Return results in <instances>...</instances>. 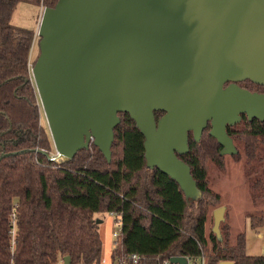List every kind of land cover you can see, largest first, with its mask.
I'll return each instance as SVG.
<instances>
[{"label": "water", "instance_id": "water-1", "mask_svg": "<svg viewBox=\"0 0 264 264\" xmlns=\"http://www.w3.org/2000/svg\"><path fill=\"white\" fill-rule=\"evenodd\" d=\"M37 36L31 76L62 161L93 143L110 163L118 114H128L146 166L192 203L201 193L178 158L188 134L199 142L209 126L219 155L231 157L238 151L227 127L242 116L264 122V94L236 85L264 86V0H58L44 8ZM224 213L212 212L217 238Z\"/></svg>", "mask_w": 264, "mask_h": 264}, {"label": "trees", "instance_id": "trees-1", "mask_svg": "<svg viewBox=\"0 0 264 264\" xmlns=\"http://www.w3.org/2000/svg\"><path fill=\"white\" fill-rule=\"evenodd\" d=\"M58 0H0V264H101L100 215L120 221L112 262L138 254L145 264L174 257L207 264H264V255L245 252V235L229 243L228 208L208 179L209 164L221 172V147L209 136L188 134V152L178 158L189 167L201 199L188 203L179 185L146 166L144 137L128 114L119 113L108 163L91 143L70 161L50 160L53 143L40 121V104L31 76L35 32L12 25L20 4L53 8ZM264 94V86L245 81ZM246 88V87H245ZM249 92H256L246 88ZM156 120L163 113L156 112ZM242 172L249 179L250 228L264 223V122L247 120L227 127ZM225 207L220 238L206 226L208 213ZM102 223V222H101ZM100 223V224H101Z\"/></svg>", "mask_w": 264, "mask_h": 264}, {"label": "crops", "instance_id": "crops-1", "mask_svg": "<svg viewBox=\"0 0 264 264\" xmlns=\"http://www.w3.org/2000/svg\"><path fill=\"white\" fill-rule=\"evenodd\" d=\"M28 6L30 8H24ZM17 9H20V11L21 9H24V11L28 12V15L32 14L35 17L34 23L31 25H24L21 23V21H18V18L15 19L16 15L14 14L17 13ZM43 9V7L20 4L17 6L12 15L11 23L14 25L13 22L15 21L14 23L16 25L14 26L33 30L36 37ZM223 163V171L221 172L218 170V174L215 176L218 186L216 185L214 188L222 195L223 193L227 192H229L231 195L229 197L230 199L228 205L224 203V206L228 208V222L230 232L229 243L231 246H234L236 244L238 235L244 234L246 254L253 257L264 255V223L257 230H252L250 228L247 214L252 212L255 207L252 205L249 189L244 184L245 182L242 179L241 166L231 157H225Z\"/></svg>", "mask_w": 264, "mask_h": 264}, {"label": "rangeland", "instance_id": "rangeland-1", "mask_svg": "<svg viewBox=\"0 0 264 264\" xmlns=\"http://www.w3.org/2000/svg\"><path fill=\"white\" fill-rule=\"evenodd\" d=\"M24 6H26V5H24ZM21 8H23V7H21ZM24 8H30V7L28 6V7H24ZM16 12L17 13L14 14V15H16L15 19L18 18V21H21L22 24L31 25L34 23L35 17L32 14L28 15V12L24 11V9H21V11H20V9H17ZM14 22H13V24L16 25ZM38 42H39V38H38V36H36L35 40L33 42L32 48H31V52H30V59H29L30 60V63H29L30 69H31L32 65H34V63H35V61L39 55ZM244 87H246L252 91H256L253 93H257V91H258L257 88L249 87L247 84H245ZM40 121H41L42 126L45 128L48 135L50 136L49 130L47 127V123H46V120H45L41 106H40ZM50 157H52L56 162H62V159L57 158L54 149H52V153H51ZM221 157H223L225 159V157H230V156H221ZM231 158L235 161L233 156H231ZM238 163L240 164V162H238ZM240 166H241V164H240ZM208 171H209L208 179L211 182L212 188L216 187V185L218 186V182H217L216 177H215L218 174V172H217L218 167L211 163V164H209V170ZM241 172H242V168H241ZM251 177L252 176L247 174V173L244 176V174L242 172V179L245 182L244 184L248 187V189H249L248 183H249V181H250L249 179ZM230 196L231 195L229 192L223 193V195H222L224 203L227 205L229 203V199H230L229 197ZM254 207H255L254 209H260V208H262V205L257 204ZM208 214H209L208 215L209 222L206 226L207 232H209L213 226L212 212H209ZM100 217H101V222H102L101 224H99V235H100V239L102 242L101 260L104 259V263H101V264H110L111 263V262H109L110 253L114 248V244H113L114 238L112 237V232L114 230H117V227L115 226V223L113 222V218L110 215H100Z\"/></svg>", "mask_w": 264, "mask_h": 264}, {"label": "built area", "instance_id": "built-area-1", "mask_svg": "<svg viewBox=\"0 0 264 264\" xmlns=\"http://www.w3.org/2000/svg\"><path fill=\"white\" fill-rule=\"evenodd\" d=\"M44 10V9H43ZM110 216L113 218V222L115 223V226L117 227V230H114L112 232V237L114 238V248L115 249L118 245V241L120 238V231H121V226H120V221H114V216L112 214H110ZM112 252V251H111ZM184 258V257H183ZM127 262L129 264H145L146 259L138 254H130L128 255V257L126 258ZM186 264H207L206 259L204 256H201L199 258H186ZM109 262H111L110 264H121V259L119 257H116V259L112 262L111 260V253H110V258H109ZM101 263H104V260H101ZM57 264H63V261ZM123 264H127L126 262H124ZM153 264H172L170 262V260H157L155 261Z\"/></svg>", "mask_w": 264, "mask_h": 264}, {"label": "flooded vegetation", "instance_id": "flooded-vegetation-1", "mask_svg": "<svg viewBox=\"0 0 264 264\" xmlns=\"http://www.w3.org/2000/svg\"><path fill=\"white\" fill-rule=\"evenodd\" d=\"M228 85H229V83H227L224 87H226V86H228ZM236 85H237L238 87H240L241 89H243V90H247V89L244 87L245 82L236 83ZM247 91H248V90H247Z\"/></svg>", "mask_w": 264, "mask_h": 264}]
</instances>
